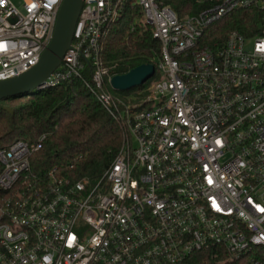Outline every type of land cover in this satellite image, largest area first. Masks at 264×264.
Wrapping results in <instances>:
<instances>
[{
	"label": "built area",
	"instance_id": "obj_1",
	"mask_svg": "<svg viewBox=\"0 0 264 264\" xmlns=\"http://www.w3.org/2000/svg\"><path fill=\"white\" fill-rule=\"evenodd\" d=\"M62 1L0 0V80L38 63ZM196 2L180 15L164 0H84L69 49L35 92L82 79L124 144L95 183L31 169L47 133L0 147V264H197L212 250L264 264V0ZM128 7L161 45L139 102L111 90L100 57ZM247 9L262 13L255 28L202 43Z\"/></svg>",
	"mask_w": 264,
	"mask_h": 264
},
{
	"label": "trees",
	"instance_id": "obj_2",
	"mask_svg": "<svg viewBox=\"0 0 264 264\" xmlns=\"http://www.w3.org/2000/svg\"><path fill=\"white\" fill-rule=\"evenodd\" d=\"M164 1L180 15L196 14L202 8L196 0ZM261 15L255 9L235 11L210 25L202 43L216 49L229 32L246 33L255 28ZM160 51L161 45L141 12L128 7L103 39L100 57L113 76L144 63L157 66ZM85 77L89 79V73ZM147 86L148 82L133 90L136 96L132 102L148 96ZM133 91L114 93L124 99ZM43 133L48 137L32 157L31 169L44 175L57 168L68 177L91 183L97 182L114 161L126 136L118 119L79 78L28 95L17 92L0 101V147L16 139L33 142ZM193 260L197 264H250L248 258L237 260L215 250L200 252Z\"/></svg>",
	"mask_w": 264,
	"mask_h": 264
},
{
	"label": "water",
	"instance_id": "obj_3",
	"mask_svg": "<svg viewBox=\"0 0 264 264\" xmlns=\"http://www.w3.org/2000/svg\"><path fill=\"white\" fill-rule=\"evenodd\" d=\"M84 0H63L53 36L42 52L40 60L29 70L11 78L0 80V101L17 93L35 92L60 65L73 40ZM156 67L152 63L140 64L125 74L113 75L112 89L129 92L144 85L154 77Z\"/></svg>",
	"mask_w": 264,
	"mask_h": 264
},
{
	"label": "rangeland",
	"instance_id": "obj_4",
	"mask_svg": "<svg viewBox=\"0 0 264 264\" xmlns=\"http://www.w3.org/2000/svg\"><path fill=\"white\" fill-rule=\"evenodd\" d=\"M14 1V3L19 7V8H21V0H13ZM151 88V82H148V86H147V90H149ZM114 92L115 93H117V94H121V93H124V92H121V91H115L114 90ZM136 96V94L134 93V91L132 92V93H130V94H128V95H126V99L125 100H127L128 102L131 100L132 101V99L134 98ZM19 99H22V98H19Z\"/></svg>",
	"mask_w": 264,
	"mask_h": 264
}]
</instances>
